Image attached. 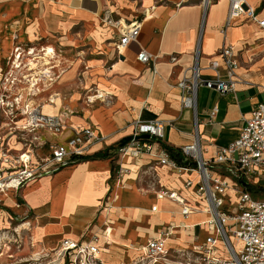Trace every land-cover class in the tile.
Listing matches in <instances>:
<instances>
[{
  "label": "crops",
  "instance_id": "1",
  "mask_svg": "<svg viewBox=\"0 0 264 264\" xmlns=\"http://www.w3.org/2000/svg\"><path fill=\"white\" fill-rule=\"evenodd\" d=\"M8 1L0 2V12H3L0 18V65L17 43L50 44L58 54L63 42L60 44L55 40V20L15 18L21 14L7 7H13ZM15 1H21L22 12L28 9L29 6L22 4L26 0ZM76 1L79 2L77 6L74 5ZM247 1L256 8L258 17L264 18V0ZM102 3L103 0H73L72 8L77 11L83 6L91 7L92 12L99 15ZM148 3L152 2L149 0ZM155 7L154 11L139 19L143 20V26L138 43L158 55L156 72L152 66L138 61L137 43L118 55V60L105 71L110 77L100 80H93L90 61L81 60L76 71L65 73V68L71 69L76 59L60 63L61 66L56 63L59 55L55 54V73L57 76L66 74L67 89L73 93L67 97L62 91L55 90L61 76L58 77L53 88L58 97H55V108L47 105L43 110L61 116L68 127L62 135L45 134L46 144L40 148V153L48 154L49 143L53 141H66L73 135V127L91 124L104 139L94 144L87 155L103 151L108 153V157L84 161L72 159L54 174L28 182L19 194L0 195V236L11 232L12 224L18 222L15 217L23 215L28 208L33 212L26 221L36 224L32 235L35 240L44 242L45 249L55 248L64 237L101 234L109 223L111 244L103 257L113 263L135 257L136 252L126 246L146 244L168 228L172 234L167 245L172 249L193 251L194 246L203 244L211 235L207 225L210 214L205 203H200L195 194V184L199 180L197 171L174 173L160 166L154 153L121 156L117 150L132 136L131 122L138 118L164 122L163 136L155 148L162 146L173 150L193 141L194 114L190 108L182 107L183 91L178 83L184 71L194 63L198 44L201 76L205 79L214 80L218 75L222 79L228 78L222 62L218 73L210 68L212 60H220L217 52L224 45L234 46L239 61L235 91L223 95L214 88H198L197 109L204 157L213 158L219 147L236 140L244 118L258 103L264 102V31L249 17L242 16L224 33L229 8L227 0H215L208 5L203 2V6L199 0H180L179 3ZM101 30L108 35L112 29L105 24ZM97 33L96 37L103 41L104 36ZM61 38L64 41L68 37ZM172 55L178 56L177 62H171ZM93 88L111 92L110 97L114 101L87 103L83 94ZM215 105L219 112L209 123L208 114ZM118 165L129 169L124 177V186L115 183ZM187 180L194 184L186 186ZM160 187L178 191L200 210L184 216L182 206L177 202L158 199L156 192ZM229 193L235 201L234 191ZM19 202L21 207L16 206ZM154 206H157L156 211ZM55 210L61 216L62 230L55 228ZM37 224L41 227L38 228ZM28 251L26 246L23 253ZM112 253L116 255L111 257Z\"/></svg>",
  "mask_w": 264,
  "mask_h": 264
},
{
  "label": "built area",
  "instance_id": "2",
  "mask_svg": "<svg viewBox=\"0 0 264 264\" xmlns=\"http://www.w3.org/2000/svg\"><path fill=\"white\" fill-rule=\"evenodd\" d=\"M228 3L224 33L242 16L249 17L264 31V18L258 17L256 8L247 0H228ZM103 22L115 33L114 48L119 56L131 44L137 43L138 61L152 66L156 72L158 55L138 43L143 20L115 19L107 12ZM49 46L17 43L0 65V195L19 194L28 182L54 174L72 159L87 155L94 144L104 139L91 124L73 127V135L66 141H53L49 143L48 154L40 153V148L46 144L45 134L62 135L68 127L61 116L43 110L46 103L55 106L53 88L59 77L55 73V48L50 51ZM217 57L220 60H212L210 68L218 73L222 62L227 69V79L219 75L214 80L201 76L198 47L194 63L184 71L178 83L183 91L182 107L190 108L194 114L195 132L190 144L173 150L162 146L155 148L163 136L164 122L138 118L131 122L132 136L117 150L121 156L154 153L157 163L174 173H199L195 194L198 201L206 205L210 214L207 225L212 232L203 244L194 246L193 251L168 248L167 241L172 234L168 228L146 244L126 246L136 252L135 257L113 263L103 257L111 244L108 223L101 234L64 237L52 249H37L38 241L31 237L30 246L34 250L17 259L16 252H23L27 246L25 230L28 228L16 226L0 236V264H264V198L255 197L253 191L254 185H264L261 184L264 183V102L258 103L244 118L236 140L219 147L213 158L206 159L199 129L198 88H214L224 95L235 91L238 82L236 68L239 61L234 46L224 45L218 50ZM177 61L178 56L172 55L171 62ZM92 90L93 94L86 96L87 103L110 102V94L94 88L89 92ZM218 112L219 107L215 105L209 111V123ZM127 173L128 168L116 167V185L124 186ZM193 184L192 180L186 181L188 187ZM230 190L236 195L235 201ZM156 194L158 199L167 198L180 204L184 216L200 210L174 189L160 187ZM16 206L21 207L22 203ZM153 210L156 211L157 206ZM32 212L28 208L15 219L26 222Z\"/></svg>",
  "mask_w": 264,
  "mask_h": 264
},
{
  "label": "rangeland",
  "instance_id": "3",
  "mask_svg": "<svg viewBox=\"0 0 264 264\" xmlns=\"http://www.w3.org/2000/svg\"><path fill=\"white\" fill-rule=\"evenodd\" d=\"M148 1L149 0H103L99 15H95L92 12L93 9H91V7L83 6V8L80 10H74L72 8L73 0H26L22 1V4L29 7L23 12L22 10H20L21 1L9 0L8 2L13 4V7H7L14 8L16 10L15 12L21 14L20 16L15 17L18 19L26 18V20H30L39 18L44 19L47 22L55 20V40H58V43L60 44L63 42V47L61 46V48L59 49L60 51L57 54L59 55V58H57L56 63L63 64V62L65 61H74L76 59L75 64L71 69L65 68L67 70L65 73H68V71L70 70L75 69L76 71V68L79 66L81 60L90 61L93 70L91 73V76H93V80H100L102 78L107 79L110 77V74L106 73L105 71L106 69H109L111 66H113L115 60H118L119 57L117 53V55L114 54V42L116 38L114 37L115 33L113 32V30H109L108 32L110 34L108 35L105 33V31L101 30L102 26L104 25L103 21L107 12H110L112 17H114L115 19L124 18L127 21H132L135 19H141L143 15L145 16V14H147V12L154 11V9H156L155 6H167L168 4L174 2H180V0H150V2L152 3L149 5ZM184 1L189 2L190 0ZM199 1L203 6L204 0ZM213 1L215 0H212V2ZM0 2H3V0H0ZM74 5H79V2L76 1ZM15 6L17 7L15 8ZM26 6L24 8H26ZM1 13L3 12H0V18L3 17ZM97 32L104 36H102L103 41H100V39L96 37V34H98ZM63 36H67V40L62 41L61 37ZM199 46L200 44H198L197 48ZM71 56L73 57V59H71ZM62 64L60 65L62 66ZM65 73L62 74L61 78L58 80L59 85H56L55 90L62 91L65 96L70 97L73 91L67 89V85L69 83L65 81ZM89 91L90 90H86L84 92L83 95H85V98L88 94H93V90L91 92ZM61 97L63 98L62 94ZM110 101L112 103L114 101L113 98ZM253 191L255 197L264 198V185L263 187H261L260 184L254 185ZM59 218H61V216H59V211L55 210V228L62 230L63 227L62 223L59 221ZM26 223H28V225ZM16 226H19V228H28L25 230L27 231V233L25 232V235L27 239V248L29 249L28 253L26 254H29L34 250L30 246V238L33 237V239H36L32 235V231L35 230L36 224L30 223V221H18L17 223L12 224V227ZM37 227L39 228L41 226L37 224ZM37 243L38 246L36 248L38 249V247L43 246L44 242L38 240ZM23 254V252H16V257L19 256L17 259H20ZM115 255L116 253H112L110 256L114 257Z\"/></svg>",
  "mask_w": 264,
  "mask_h": 264
},
{
  "label": "trees",
  "instance_id": "4",
  "mask_svg": "<svg viewBox=\"0 0 264 264\" xmlns=\"http://www.w3.org/2000/svg\"><path fill=\"white\" fill-rule=\"evenodd\" d=\"M108 157V153L107 152H97L93 155H85V156H81L78 158L79 161H84V160H88V159H96V158H107Z\"/></svg>",
  "mask_w": 264,
  "mask_h": 264
},
{
  "label": "bare ground",
  "instance_id": "5",
  "mask_svg": "<svg viewBox=\"0 0 264 264\" xmlns=\"http://www.w3.org/2000/svg\"><path fill=\"white\" fill-rule=\"evenodd\" d=\"M211 2H212V0H204V4H205V5H208V4L211 3ZM150 16H151V15H150ZM150 16H149V17H150ZM48 49L51 51V50H53V47L49 46ZM55 54H57L56 51H55ZM60 76H61V75H59V77H60ZM57 78H58V77H56V79H57ZM100 92L106 93L105 91H103V90H101V89H100ZM107 93L110 94L111 92H107ZM55 97H56V96H55ZM55 97H54V98H55ZM104 97H105V96H104ZM55 99H56V98H55ZM55 99H54V100H55ZM93 99H94V98H93ZM105 99H106V97H105ZM96 102H97V101H96ZM47 105H48V106H51V107H53V108H55V106H53V105H51V104H47V103H46L45 106H47ZM45 106H44V109H45ZM48 108H50V107H48ZM46 109H47V108H46ZM79 177H81V176H79ZM91 179H92V178H91ZM74 197H75V196H74ZM87 199H88V198H87ZM75 218H76V217H75ZM27 225H28V223H27Z\"/></svg>",
  "mask_w": 264,
  "mask_h": 264
}]
</instances>
